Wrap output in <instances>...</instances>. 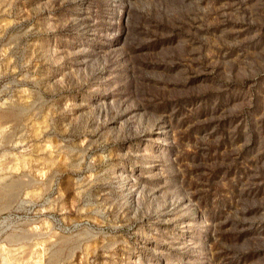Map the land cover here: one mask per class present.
<instances>
[{
  "label": "rangeland",
  "instance_id": "374dc122",
  "mask_svg": "<svg viewBox=\"0 0 264 264\" xmlns=\"http://www.w3.org/2000/svg\"><path fill=\"white\" fill-rule=\"evenodd\" d=\"M0 264H264V0H0Z\"/></svg>",
  "mask_w": 264,
  "mask_h": 264
}]
</instances>
